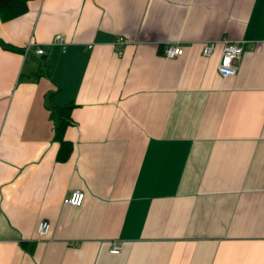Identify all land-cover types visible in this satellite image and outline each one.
I'll return each instance as SVG.
<instances>
[{"label":"crops","instance_id":"0c3cea01","mask_svg":"<svg viewBox=\"0 0 264 264\" xmlns=\"http://www.w3.org/2000/svg\"><path fill=\"white\" fill-rule=\"evenodd\" d=\"M0 36V264H264V0H27Z\"/></svg>","mask_w":264,"mask_h":264},{"label":"built area","instance_id":"2783aa9c","mask_svg":"<svg viewBox=\"0 0 264 264\" xmlns=\"http://www.w3.org/2000/svg\"><path fill=\"white\" fill-rule=\"evenodd\" d=\"M55 40L62 42L63 36L61 34L56 35ZM127 39L124 36H118L115 40L119 51H121V46L126 43ZM221 44V56L219 63L217 65L218 74L221 77H227L234 75L236 72V62L241 56L243 51V45L237 39H232L227 35H223L218 39H209L202 43L201 53L203 55H210L215 49L216 45ZM34 44L29 41L25 46L26 50ZM36 53H43L42 47L35 46ZM184 51V47L179 42H170L164 46L163 55L167 58H174L181 55ZM84 198V192L76 188L69 195L63 197L62 201L66 204L80 205ZM51 229V222L49 219L42 218L36 224V233L38 237H43L49 233ZM121 250V245L117 242H113L109 248L112 253H117Z\"/></svg>","mask_w":264,"mask_h":264},{"label":"trees","instance_id":"16d2710c","mask_svg":"<svg viewBox=\"0 0 264 264\" xmlns=\"http://www.w3.org/2000/svg\"><path fill=\"white\" fill-rule=\"evenodd\" d=\"M27 10V0H0V20H5L13 16L19 15ZM0 45L3 48L11 49L15 51H22L21 47L12 45L4 41L0 36ZM43 67L40 68L42 70ZM74 105L73 102H67L62 104H52L49 106V117L53 121V138L60 142V148L58 150L57 157L60 160H64L68 157L71 150L70 141L64 139L63 133L65 127L72 123L70 109ZM67 147V148H66ZM21 244L28 247L30 250L33 246V242L22 241Z\"/></svg>","mask_w":264,"mask_h":264}]
</instances>
